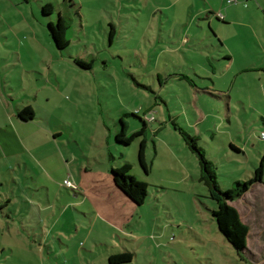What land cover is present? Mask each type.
Masks as SVG:
<instances>
[{"label": "rangeland", "instance_id": "obj_1", "mask_svg": "<svg viewBox=\"0 0 264 264\" xmlns=\"http://www.w3.org/2000/svg\"><path fill=\"white\" fill-rule=\"evenodd\" d=\"M13 1L14 8L3 5L2 17L16 20V11L26 8L38 18L46 2L53 12L40 17L44 26L33 21V30L45 38L42 51L33 43L32 59H0V66L9 71H17L13 63L33 70L30 82L23 83V97L39 90L40 117L22 125L19 133L13 128L11 147L0 146V200L11 198L0 211V264H264L263 188L231 202L249 226L241 254L219 231L212 214L216 203L200 179L201 153L226 190L235 180L251 177L264 152L259 137L264 100L237 103L222 96L228 94L231 76L252 64L247 51L248 60L238 57L229 77L224 76L219 64L225 53L210 36L208 23H192L190 11H177L170 20L167 10H155V0ZM60 12L68 24L70 45L59 51L47 24L56 22ZM188 23L207 35L201 41L205 49L213 44L209 61L215 73L205 54L184 45ZM110 24L115 29L112 38ZM224 30L231 34V28ZM238 41H228V53L233 54L234 46L244 49ZM179 74L199 86L210 82L200 76L213 77L211 90L222 97L186 89ZM13 76L20 83L18 73ZM237 82L232 96L247 97L250 85L263 99L256 89L264 80L255 72L239 73ZM19 83L12 91L15 101L21 95ZM137 108H142L139 113ZM145 112L151 121L145 134L148 172L138 161L143 135L131 144L115 140L124 113L134 124L140 120L131 113ZM186 134L195 137L201 152L191 147ZM123 160L131 163V174L147 183L142 204L114 185L111 167ZM65 178L76 188L63 186ZM253 198L256 202L248 204ZM118 252L125 253L126 261H113L110 256Z\"/></svg>", "mask_w": 264, "mask_h": 264}, {"label": "crops", "instance_id": "obj_2", "mask_svg": "<svg viewBox=\"0 0 264 264\" xmlns=\"http://www.w3.org/2000/svg\"><path fill=\"white\" fill-rule=\"evenodd\" d=\"M28 0H25L27 2ZM157 1L158 5L155 8L156 11L164 12V10H167L169 13L167 15L168 19L174 20L176 19L175 14L177 11H184L185 13L187 11L192 12L194 15V19L192 23L196 20L199 22H207L208 23V29L211 31L213 39L218 43V47L221 49L220 51H223L225 54L223 55V58L220 62V68L221 71L225 70V75L229 74V71L233 69L236 63V59L238 57L240 58L239 61H247L248 56L252 60V64L250 66H246L240 70H238L231 78L228 80V83L230 86L227 89L228 94L222 95L227 97L229 101H234L237 103H243L244 99H247L249 101L256 102L257 99L262 101L264 100V83L262 88L256 89V92H259L263 99L256 96L252 92H255L252 90V86L247 85L248 87V94L247 97H241L239 96H232L231 91L233 89H237L236 84L239 73L241 72H255L258 78L264 80V0H155ZM13 0H0V55H3L4 57H0L2 61H19L22 63L25 61V59H32L31 57V50L35 51L33 47V43L35 45V48L37 51H42L41 48L46 47L45 38H40L38 36V32L36 30H33L35 28L34 20L37 22V24H40L41 26H44V22H42L41 18L36 16L34 12H31L29 15V11L26 13V8L19 9L20 11H16L18 13V17H16V20L12 19V16L9 18L2 17V7L7 6L8 8H14V4L12 5ZM7 3V5H5ZM47 3V2H46ZM2 4V5H1ZM42 4V3H41ZM179 6V7H178ZM177 7L179 9H177ZM8 11V9H5ZM62 14V12H60ZM205 14V15H204ZM63 15V14H62ZM64 16V15H63ZM65 17V16H64ZM199 17V18H198ZM187 21V18H186ZM190 25V28L187 30V32L184 34V45L187 46V49L192 52V50H200V52L203 55V58L209 61L210 54L213 52V44L211 45V48L205 49L202 46L201 41L206 40L207 35H203L202 32H199L197 29H193V24ZM201 28L202 25H198ZM189 27V26H188ZM224 28H231V34H229L227 31L224 30ZM232 29H234L232 31ZM5 39V40H4ZM233 40H239L238 43L245 45L244 49H239L237 46H234V52L233 54L228 53V51H231L228 44L229 42H232ZM229 41V42H228ZM2 43L5 44L4 48ZM177 44H180V42H174ZM252 43H257L258 48L255 46H249ZM213 47V48H212ZM187 50V51H188ZM247 51V55L244 53ZM15 55V57L13 56ZM219 61V60H217ZM209 65L212 67V71L214 72V66L211 64V62H208ZM14 67H18L16 70H8V68H3L0 66V146L2 143L4 145H7L11 147L12 139L10 136L13 135L14 130H17L19 133V130L23 127H21L24 124L29 123H36L37 120L40 118L37 115L36 112V99L38 98L39 90L34 91V94L27 95V98L24 99L23 93L26 92V88H24L23 83L30 82L29 79V72L33 71L31 69H28L26 66L22 67L19 66L17 63H13ZM38 68V67H37ZM36 68V69H37ZM13 72H17L19 75V81H20V97L18 101L14 100L13 92L17 91V85L16 79L13 76ZM196 73V72H195ZM42 74V73H41ZM188 78V80L193 84L191 86H188L184 83V87L190 91H204L212 95V97H222L218 96V94L214 93V90H211V87H215V82L213 77L204 78L202 79H209L210 82H202L201 86L195 83V80L191 79L189 76L184 74ZM229 77V75H227ZM220 78V77H219ZM27 79V80H26ZM16 83V84H15ZM60 87V86H59ZM38 89H40L38 87ZM13 91V92H12ZM30 99V100H29ZM47 99V98H46ZM192 101V100H191ZM30 107L33 111V116L31 118H22L19 115L20 110H22L24 107ZM43 107L47 108L46 105H43ZM141 107V106H140ZM264 121V117H262ZM129 125H132L130 127L129 133L135 129L138 128L137 124L129 123ZM148 126H151V121L148 122ZM240 149V148H238ZM262 155H264V152ZM113 185V184H112ZM64 186V185H63ZM114 186V185H113ZM66 187V186H65ZM257 188H263L264 190V174H263V181L262 182H256L252 185L250 190ZM67 188V187H66ZM260 190V189H258ZM257 190V191H258ZM250 192V191H249ZM261 192V191H260ZM259 192V194H260ZM247 193V192H245ZM251 193V192H250ZM256 197V196H254ZM5 199H8V203L11 202V198L9 196H6ZM254 201H248V204L251 205L253 202H256V199L253 198ZM6 203V205L8 204ZM4 204H2L3 206ZM5 207V206H4ZM3 209V207H2ZM0 210L3 213V210ZM12 212H8L6 214L7 218H10ZM3 215V214H2ZM1 215V216H2ZM43 241V239H41ZM36 242V240L34 241ZM40 244V243H39ZM41 245V244H40ZM42 246V245H41ZM121 253V252H118ZM124 254H114L111 255L113 261L116 262H122L126 261V257ZM124 259V260H123Z\"/></svg>", "mask_w": 264, "mask_h": 264}, {"label": "trees", "instance_id": "obj_3", "mask_svg": "<svg viewBox=\"0 0 264 264\" xmlns=\"http://www.w3.org/2000/svg\"><path fill=\"white\" fill-rule=\"evenodd\" d=\"M41 15L40 17H46L53 12L52 5L50 3H44L40 6ZM41 18V19H42ZM111 25V24H110ZM68 24L66 18L59 13L56 22H48L47 30L56 48L60 51L67 48L70 45L69 38L67 37ZM114 27L111 25L109 36L112 38L114 34ZM82 67H90L89 63H83L77 60V64ZM78 64V65H79ZM183 81L188 86L193 85L184 74H179L177 78ZM142 109V108H141ZM140 109V110H141ZM146 114V112L144 113ZM144 114L139 116L131 113L132 117H137L140 122H137L138 128L131 131L129 121L125 119L128 113H124L118 120L119 127L116 129L115 140L123 144H131L136 137L143 135L138 147V161L141 167L148 172V164L145 156L146 138L145 134L149 131L148 120L144 117ZM19 115L26 119L33 116V111L30 107L26 106L20 110ZM185 133L184 131H182ZM189 138L191 147L200 150L196 146L194 139L186 134ZM233 146V145H231ZM235 148V146H233ZM235 149H238L237 147ZM239 150V149H238ZM204 153H201L203 159L201 167L203 172L200 179L208 187L211 198L216 203V208L212 210V214L217 223L219 231L223 234L226 240L237 250L238 253H243L247 248V237L249 233V226L244 223L241 219L239 210L231 203L232 200L238 199L245 192L249 191L253 184L256 182L263 181L264 171V155L261 156L259 164L253 169V174L246 180H235L233 185L226 190H222L216 179V172L211 166V162L203 158ZM132 165L129 161L123 160L117 167H111V174L114 185L121 190L130 200L136 204H142L147 195V183L137 179L133 174L130 173ZM8 199L0 200V210L8 203ZM2 204H4L2 206ZM249 262V261H247ZM250 264V262H249Z\"/></svg>", "mask_w": 264, "mask_h": 264}, {"label": "built area", "instance_id": "obj_4", "mask_svg": "<svg viewBox=\"0 0 264 264\" xmlns=\"http://www.w3.org/2000/svg\"><path fill=\"white\" fill-rule=\"evenodd\" d=\"M139 111H140V108L135 109V113H139ZM144 117H145L146 119H149V120H150V118L148 117V113H147V114H144ZM259 135H260L259 137H260L261 139H264V130H262V131L260 132ZM62 184H63L64 186H66V187L76 188V186L74 185V183H73L69 178H65V179L63 180Z\"/></svg>", "mask_w": 264, "mask_h": 264}]
</instances>
